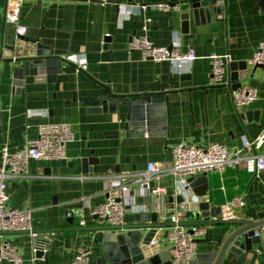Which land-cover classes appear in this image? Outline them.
<instances>
[{
  "label": "crops",
  "instance_id": "obj_1",
  "mask_svg": "<svg viewBox=\"0 0 264 264\" xmlns=\"http://www.w3.org/2000/svg\"><path fill=\"white\" fill-rule=\"evenodd\" d=\"M142 1L179 4L181 10L170 18L169 14L151 8L131 15L127 5L139 4L129 0H109L106 6L87 0L22 3L20 24L28 28L25 36L39 38L43 45L52 47L55 55L72 65L67 66L58 91L53 84L27 86L23 95L13 90L9 78L0 77V157L4 147L16 151L34 139L41 124L69 123L75 137L66 148L67 163L32 161L28 175L7 180L9 207L33 210L34 233L51 231L45 235L49 244L44 261L34 260L35 234H2L17 247L23 264H71L80 247L97 250L88 243L89 233L71 230L83 229L81 222L93 220L94 210L106 199L107 179L143 172L150 162L169 169L172 149L182 142L199 146L222 143L230 149H240L244 137L256 138L264 126L263 69L248 65L249 80L242 86L254 88L258 96L243 109L234 107L228 84L207 91L199 89L214 86L212 55H230L232 63L252 59L264 35V12L258 0H225L219 16L199 26L191 22L187 31L182 29L180 14L192 0ZM3 3L0 0V18L6 14ZM8 32L16 34L14 27ZM107 36L110 43H105ZM134 37H147L157 47H169L172 39L177 40L183 51L192 47L198 59L186 65L183 72L168 63L143 61L138 52L129 51ZM81 63L85 65L78 69ZM229 81L230 66L226 74V82ZM109 90L117 96L168 92L170 115L165 134L145 132L141 136L140 132L126 131L124 118L94 112L92 109L98 103L78 100L99 97ZM116 131L119 133L115 134ZM207 175L206 194L200 196L191 190L193 196L187 207L177 201L180 195L174 188L173 177L166 176L160 182L167 191L159 213L161 220L165 217L162 221L166 225L159 241L161 250L169 249V217L175 211L183 212L185 226L192 227L212 218L195 215L201 204L208 203L210 210L217 213L235 197L244 196L247 206L236 210L237 219L264 220V172L253 176L244 170L228 169L222 174ZM157 184L151 182L153 187ZM203 186H197L196 190ZM132 195L137 205L125 210L128 227L141 224L136 217L148 213L144 206L152 204L151 197L144 196L139 188H134ZM69 217L73 218V225L67 222ZM207 228V236L198 239L196 257L216 252L211 263L215 264L228 234L238 226L218 223ZM260 237L261 244L254 249L264 255V229ZM218 241H222L220 246ZM238 261V257L230 254L223 264ZM0 264L9 263L0 259Z\"/></svg>",
  "mask_w": 264,
  "mask_h": 264
},
{
  "label": "built area",
  "instance_id": "obj_2",
  "mask_svg": "<svg viewBox=\"0 0 264 264\" xmlns=\"http://www.w3.org/2000/svg\"><path fill=\"white\" fill-rule=\"evenodd\" d=\"M25 0H6L5 20L15 28L19 35H25L28 28L20 24V11ZM61 1V0H52ZM106 6L109 0H87ZM131 15L134 11L146 10L171 14L180 12L179 4L157 3L144 5H127ZM130 52H138L143 61L154 63H168L175 70L183 72L186 65L193 64L197 59L195 50L189 47L182 50L179 41L172 39L169 47H157L147 37H134L129 45ZM211 82L213 85H224L227 68L232 63L230 55H212L210 57ZM86 63V62H85ZM85 63L78 65L83 69ZM248 65L264 70V35ZM232 102L236 109H243L257 100V91L250 86H242L231 90ZM74 133L69 123L41 124L37 129V136L28 140L25 145L16 151L4 147L0 157V259L9 264H23V259L11 242L2 237L3 233H30L34 234L33 210L14 209L9 207L10 194L7 180L28 175L32 161H66L67 145L74 141ZM228 169L244 170L248 174L258 176L264 172V126L260 134L254 138L244 137L243 147L230 149L222 143H213L209 146H199L190 143H179L172 149V166L163 169L155 162H150L147 169L139 173L120 174L107 179L104 193L106 199L94 210L93 215L110 227H124L126 222L125 210L136 206L132 195L134 188H139L146 197H151L152 204L144 206L146 212L160 213L162 202L167 194L166 188L160 185L166 176L174 178L176 192L184 199L183 205H189L193 196L189 189L188 180L202 174L218 172L224 173ZM156 181V186L151 182ZM198 199V198H197ZM247 199L238 196L227 203L220 215L212 217L208 223L231 221L237 219L236 210L245 208ZM167 219V218H166ZM165 220V217L162 218ZM170 227L168 239L170 246L168 253L172 264H194L197 253V241L207 236L209 225H194L186 227L184 213L175 211L169 217ZM81 226H85L83 221ZM264 227L258 228L255 237H260ZM34 260L37 249L34 242ZM44 252L46 253V247ZM92 249L89 246L80 247L71 264H90Z\"/></svg>",
  "mask_w": 264,
  "mask_h": 264
},
{
  "label": "water",
  "instance_id": "obj_3",
  "mask_svg": "<svg viewBox=\"0 0 264 264\" xmlns=\"http://www.w3.org/2000/svg\"><path fill=\"white\" fill-rule=\"evenodd\" d=\"M139 5H144L142 0H129ZM225 0H192L188 2V9L180 14L182 29H190L191 22L196 26L201 23L210 22L222 13V5ZM6 0H4L3 6ZM260 8L264 12V0H258ZM173 17V13L169 14ZM5 20V16L0 18V77L9 78L12 88L19 94H25L27 86H42L53 84L58 91L62 77L67 72V66L72 65L68 60L55 55L52 47L43 45L39 38H32L25 35L11 34V28ZM148 24L146 23V29ZM105 43H110V37H105ZM258 67H255L257 69ZM249 80V68L246 61L230 64V81L228 86L232 90L242 87L244 81ZM2 81H0V85ZM221 85L204 86L199 89L207 91L211 87ZM77 100L74 95V101ZM79 101H93L98 106L92 109L94 112L117 115L124 118L123 129L130 132H140L153 134H165L168 118L170 115V105L168 92L143 93L130 96H117L110 90L108 94L99 97L79 98ZM110 120V117H109ZM119 133L116 131L115 134ZM67 163L63 161V164ZM87 161H84L86 164ZM208 175L202 174L188 180L189 189L194 190L197 195L204 196L207 190ZM204 185L196 190L197 186ZM179 204L184 203L182 196L177 198ZM221 210H210L208 203L200 205L199 211L195 213L198 218H208V216H219ZM80 216V213H77ZM73 214H71L72 216ZM137 221L141 224L136 226L110 227L101 221L98 216L85 225L83 229H72L71 231L86 232L91 235L89 244L97 247L92 249L90 264H172L168 251L161 250L160 238L162 230L166 227L158 213L148 212L139 214ZM127 220V217H126ZM67 222L73 225V218L69 217ZM232 225L238 226L231 231L215 264H223L228 255L239 258L238 264H264V255L254 249L255 245L261 244V237H255L258 228L264 227V220L247 221L231 220L219 221L215 223H199V225ZM35 234V254L38 260L44 261L46 245L49 244L45 235H50L51 231H37ZM198 242V241H197ZM222 241L217 242L220 246ZM216 252L208 255L196 257L197 264H211ZM47 260V259H46Z\"/></svg>",
  "mask_w": 264,
  "mask_h": 264
}]
</instances>
